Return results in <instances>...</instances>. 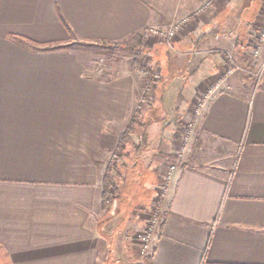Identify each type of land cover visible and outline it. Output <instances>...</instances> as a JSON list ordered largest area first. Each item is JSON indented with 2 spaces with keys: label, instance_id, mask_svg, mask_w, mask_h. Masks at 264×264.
Returning a JSON list of instances; mask_svg holds the SVG:
<instances>
[{
  "label": "crops",
  "instance_id": "1",
  "mask_svg": "<svg viewBox=\"0 0 264 264\" xmlns=\"http://www.w3.org/2000/svg\"><path fill=\"white\" fill-rule=\"evenodd\" d=\"M204 1L0 0V264H264V80L252 74L264 41L256 61L247 52L264 0L194 14ZM188 14L177 39L151 45L167 69L189 67L163 93L179 96V115L234 70L194 119L218 158L190 151L177 166L142 255L130 240L140 224L117 217L110 192L103 204V179L147 83L131 59L94 68L69 43L139 49L145 29Z\"/></svg>",
  "mask_w": 264,
  "mask_h": 264
},
{
  "label": "rangeland",
  "instance_id": "2",
  "mask_svg": "<svg viewBox=\"0 0 264 264\" xmlns=\"http://www.w3.org/2000/svg\"><path fill=\"white\" fill-rule=\"evenodd\" d=\"M183 29L170 39L156 38L157 43L162 44L177 39L183 33ZM145 39L143 37L141 40L138 38L134 41L136 42L135 47L140 46L139 49L135 50L130 48L128 44L113 47L102 43H89L78 40H73L69 43V46L80 52V55L90 59L94 68L120 71L129 65L131 59L132 64L136 63L138 71L143 75V79L147 83L141 95L142 100L135 111V113H139V117L136 118L135 132L131 137L132 143L124 146L122 152L124 154L118 157L119 161L115 167L110 162V158L108 163L113 168L110 177L111 188L108 192L112 195L111 201H115L117 217L121 218L124 215H131V219L140 224L139 230L130 235V240L135 245V237L146 228L148 220L151 214L155 212V209L159 214V222L161 220L160 206L166 201L165 198L169 187L164 196L161 192L162 186L167 182L164 174L166 175L170 164L179 166L185 161L188 162L187 157L190 151L194 157H202L207 161L212 158H218L212 157L216 151L215 148L218 146L217 143L209 138H200L198 131H196L194 119L197 116V102L200 96L190 101L186 107L187 112L185 114L179 115L177 112L180 101L179 96L173 97L171 102L168 101L170 100L169 97L164 98L163 95L174 85L172 81L167 80L170 79L168 77L173 78L176 75L187 76L189 67L182 65L181 69L183 71H177L174 67H168L167 69L166 61L161 59L163 53L153 50L155 47L151 45L153 38H148L150 39L148 40L149 45L145 44ZM139 41L141 42L140 44H138ZM250 44L251 38L248 43V55L251 53ZM258 57L259 55L251 58L256 61ZM140 68L149 69L151 76H158L155 79V85L148 84L149 77L146 72L139 70ZM257 68V70L253 71L254 73L252 72L255 82L263 79L257 75L260 71V68ZM217 79L215 76L207 78L204 81L205 87L214 83ZM175 91H172L171 95L175 96ZM169 103H172V105ZM166 105L169 107H166ZM163 108L164 111L162 110ZM164 126L165 130L170 132V134H168L169 138L166 136L163 141L160 140V136ZM144 135H146V138H143ZM186 136L188 137L187 140ZM109 157H111V153ZM223 158H221L223 163L227 164L228 158ZM145 196L148 198L147 203L144 202ZM139 199L141 201L137 203ZM107 204L109 205V203Z\"/></svg>",
  "mask_w": 264,
  "mask_h": 264
},
{
  "label": "built area",
  "instance_id": "3",
  "mask_svg": "<svg viewBox=\"0 0 264 264\" xmlns=\"http://www.w3.org/2000/svg\"><path fill=\"white\" fill-rule=\"evenodd\" d=\"M215 1L217 0H205L198 8V10L195 11L194 14H201L205 12L207 9L210 8V6ZM193 20H194L193 14H188L183 16L181 19H178L177 21H173L170 25H168L165 28L150 26L147 29H145V31L143 32V36L146 39L150 37L170 39L173 36H175L178 32H180L185 25H187ZM263 41H264V14L261 21L253 26V34L251 37V44H250L251 56L257 57L260 54ZM233 71H234L233 69L227 68L222 78H218L216 81H214V83H211L206 87L205 91L200 96V99L197 102V110H196L197 115L201 113V111L205 108L209 100L221 89L224 79L229 77L233 73ZM257 75L260 78L262 77L264 79V62L262 68L260 69ZM152 77L154 79L158 78L157 75H153ZM149 84L150 85L154 84V82H151ZM187 136H186V140L188 138ZM118 157L119 154L117 153V151L111 152L110 162H112V165L114 167L116 166V164H118L119 161ZM176 169H177L176 164H170L166 175L164 174V178L167 180V182L165 183L164 186H162L161 194L163 196L166 194V191L168 190L169 183L171 182ZM158 224H159V214L156 212L155 209V212L151 214L150 219L148 220V224L146 228L143 231H141L139 234H137V236L135 237L136 240L134 239L136 245L139 246L140 253L142 255H146L148 253L147 247L153 240Z\"/></svg>",
  "mask_w": 264,
  "mask_h": 264
},
{
  "label": "trees",
  "instance_id": "4",
  "mask_svg": "<svg viewBox=\"0 0 264 264\" xmlns=\"http://www.w3.org/2000/svg\"><path fill=\"white\" fill-rule=\"evenodd\" d=\"M128 46V45H127ZM130 48H132L133 50H135V48L133 46H130ZM136 61V60H135ZM133 67L134 68H138L136 67V63H133ZM139 70H142L144 72H146V74L148 75V84L151 82H156V80L151 76V74L149 73V69H143L140 68ZM139 117V113H134L131 123L125 128V130L122 132L120 138H119V142L118 145L115 148V151H117V153L119 154V156H123L124 153V146H126L128 143H132V134H134L135 132V124H136V118ZM143 138H146V135H144ZM112 167L110 164H108V167L106 169V174L104 176L103 179V188H104V192H103V204L107 205V199H106V195L109 191V189L111 188V171H112Z\"/></svg>",
  "mask_w": 264,
  "mask_h": 264
}]
</instances>
